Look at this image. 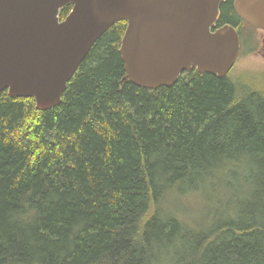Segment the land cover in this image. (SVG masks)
<instances>
[{
	"label": "trees",
	"instance_id": "1",
	"mask_svg": "<svg viewBox=\"0 0 264 264\" xmlns=\"http://www.w3.org/2000/svg\"><path fill=\"white\" fill-rule=\"evenodd\" d=\"M221 11L218 27L245 23L233 0ZM126 28L100 37L59 107L0 93V264H264V94L197 71L139 88ZM204 191L211 214L183 220Z\"/></svg>",
	"mask_w": 264,
	"mask_h": 264
},
{
	"label": "water",
	"instance_id": "2",
	"mask_svg": "<svg viewBox=\"0 0 264 264\" xmlns=\"http://www.w3.org/2000/svg\"><path fill=\"white\" fill-rule=\"evenodd\" d=\"M226 1L0 0V93L34 99L39 111L59 107L80 65L118 22L127 23L119 50L126 80L137 87L170 88L194 71L225 79L241 49L234 26L216 28ZM233 7L264 31V0Z\"/></svg>",
	"mask_w": 264,
	"mask_h": 264
},
{
	"label": "rangeland",
	"instance_id": "3",
	"mask_svg": "<svg viewBox=\"0 0 264 264\" xmlns=\"http://www.w3.org/2000/svg\"><path fill=\"white\" fill-rule=\"evenodd\" d=\"M238 29L243 34L241 39V55L238 63L229 74V79L238 86V98L243 97L247 92L259 91L264 94V46L261 39L257 38V32L253 27L239 23ZM223 190V189H221ZM219 195L221 192L218 193ZM212 197L204 191L197 194H189L187 199L181 200L178 204L181 210L187 206L186 211L176 210L183 220L193 219V221L205 220L216 207L212 203ZM175 209L176 203L167 202Z\"/></svg>",
	"mask_w": 264,
	"mask_h": 264
},
{
	"label": "flooded vegetation",
	"instance_id": "4",
	"mask_svg": "<svg viewBox=\"0 0 264 264\" xmlns=\"http://www.w3.org/2000/svg\"><path fill=\"white\" fill-rule=\"evenodd\" d=\"M257 33V38L262 42V45L264 46V31L255 30Z\"/></svg>",
	"mask_w": 264,
	"mask_h": 264
}]
</instances>
